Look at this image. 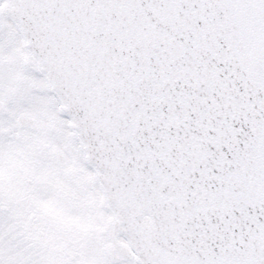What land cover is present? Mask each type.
Masks as SVG:
<instances>
[{
  "label": "snow or ice",
  "instance_id": "1",
  "mask_svg": "<svg viewBox=\"0 0 264 264\" xmlns=\"http://www.w3.org/2000/svg\"><path fill=\"white\" fill-rule=\"evenodd\" d=\"M0 264H264V0H0Z\"/></svg>",
  "mask_w": 264,
  "mask_h": 264
}]
</instances>
